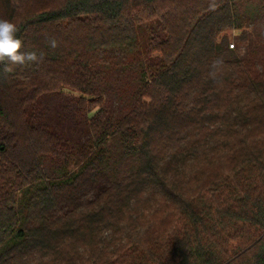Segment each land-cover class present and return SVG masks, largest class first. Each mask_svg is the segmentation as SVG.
Masks as SVG:
<instances>
[{"label": "trees", "instance_id": "trees-1", "mask_svg": "<svg viewBox=\"0 0 264 264\" xmlns=\"http://www.w3.org/2000/svg\"><path fill=\"white\" fill-rule=\"evenodd\" d=\"M0 19L44 53L0 64V264H264V63L227 36L264 0H0Z\"/></svg>", "mask_w": 264, "mask_h": 264}, {"label": "clouds", "instance_id": "clouds-1", "mask_svg": "<svg viewBox=\"0 0 264 264\" xmlns=\"http://www.w3.org/2000/svg\"><path fill=\"white\" fill-rule=\"evenodd\" d=\"M214 7V5H210ZM18 26L7 19H0V64H5V71L11 72L13 68L11 65H25V64H40L44 61V53L39 54L36 51H21L24 47V42L18 38ZM47 44L50 48L58 47V42L55 38H49ZM222 65V60L216 58L212 61L214 70H218ZM213 79L216 77V71L211 73Z\"/></svg>", "mask_w": 264, "mask_h": 264}, {"label": "rangeland", "instance_id": "rangeland-1", "mask_svg": "<svg viewBox=\"0 0 264 264\" xmlns=\"http://www.w3.org/2000/svg\"><path fill=\"white\" fill-rule=\"evenodd\" d=\"M258 29L257 33L250 28L232 30L227 33L230 47L232 48L235 45L233 48L238 50L241 57H245L250 65L254 66L255 71H258L264 63V22L259 23ZM75 134L81 135L82 133L78 131ZM218 166L207 168L208 172L206 171L207 173L204 176L206 181H210L216 176Z\"/></svg>", "mask_w": 264, "mask_h": 264}]
</instances>
